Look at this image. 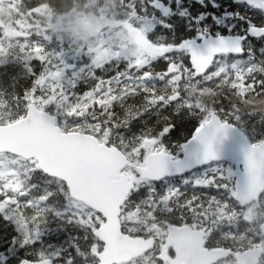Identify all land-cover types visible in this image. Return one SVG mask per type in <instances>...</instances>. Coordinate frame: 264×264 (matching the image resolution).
Returning a JSON list of instances; mask_svg holds the SVG:
<instances>
[{
  "label": "snow or ice",
  "instance_id": "snow-or-ice-1",
  "mask_svg": "<svg viewBox=\"0 0 264 264\" xmlns=\"http://www.w3.org/2000/svg\"><path fill=\"white\" fill-rule=\"evenodd\" d=\"M120 8L0 48V264H264V0Z\"/></svg>",
  "mask_w": 264,
  "mask_h": 264
},
{
  "label": "trees",
  "instance_id": "trees-1",
  "mask_svg": "<svg viewBox=\"0 0 264 264\" xmlns=\"http://www.w3.org/2000/svg\"><path fill=\"white\" fill-rule=\"evenodd\" d=\"M120 3L121 0H23V4H21V0H7L0 4V48L11 52L20 51V49L16 46H8L6 44L8 41L16 40H8L5 38L2 33V27L4 25H8L9 27L17 30L26 27L27 25L22 26L20 24L21 21L24 20L22 17L33 10L42 14H44V12L45 14L51 12L58 15L69 13L73 15L76 13L95 16H109L111 14H115L117 19H122L120 13L123 10L120 8ZM225 6H227L226 3ZM222 10L223 9H221V11ZM44 18L45 17L42 16L41 19L44 20ZM39 27L41 29H45L44 23L40 22ZM63 41L67 46L71 47L69 45L72 42L71 38L64 36ZM81 88L83 90V86H81ZM190 194L191 192H189V195Z\"/></svg>",
  "mask_w": 264,
  "mask_h": 264
},
{
  "label": "rangeland",
  "instance_id": "rangeland-1",
  "mask_svg": "<svg viewBox=\"0 0 264 264\" xmlns=\"http://www.w3.org/2000/svg\"><path fill=\"white\" fill-rule=\"evenodd\" d=\"M7 0H0V4ZM42 16H44V20H42ZM95 17V15L90 14H53L51 12L44 14L36 12L35 16L30 15V13L25 14L22 18L24 20L21 21L22 26H32L33 30L36 26H39L40 22L44 23L43 30H47L50 35L56 36L58 38H62L66 36L72 39V42L69 44L70 46H75L77 48H89L98 43L101 39V34H103V38L111 41L112 43H120L122 41L127 40L126 33L121 30H105L102 33L93 36L89 32V24L91 20ZM111 17L115 18V14H111ZM5 27H9L8 25H4L2 29ZM8 46H16L17 41H8L6 42Z\"/></svg>",
  "mask_w": 264,
  "mask_h": 264
},
{
  "label": "water",
  "instance_id": "water-1",
  "mask_svg": "<svg viewBox=\"0 0 264 264\" xmlns=\"http://www.w3.org/2000/svg\"><path fill=\"white\" fill-rule=\"evenodd\" d=\"M105 28H123L122 22H119L115 19L106 17V16H100V17H95L92 19L90 25H89V30L92 35H96L99 33L101 30ZM125 30V29H124ZM17 30L11 29V28H6L4 30L5 36L9 38H14L15 35L17 34ZM228 150H231V153L233 155L236 154V146L231 142V141H226L225 142V150L222 151V159H228Z\"/></svg>",
  "mask_w": 264,
  "mask_h": 264
}]
</instances>
